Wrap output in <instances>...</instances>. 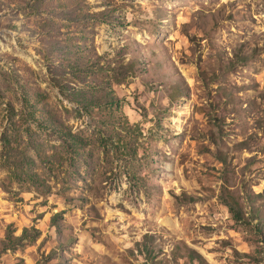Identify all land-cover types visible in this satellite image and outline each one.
I'll return each instance as SVG.
<instances>
[{"label": "rangeland", "instance_id": "1", "mask_svg": "<svg viewBox=\"0 0 264 264\" xmlns=\"http://www.w3.org/2000/svg\"><path fill=\"white\" fill-rule=\"evenodd\" d=\"M187 248L264 264V0H0V264Z\"/></svg>", "mask_w": 264, "mask_h": 264}, {"label": "trees", "instance_id": "2", "mask_svg": "<svg viewBox=\"0 0 264 264\" xmlns=\"http://www.w3.org/2000/svg\"><path fill=\"white\" fill-rule=\"evenodd\" d=\"M177 248L179 249L180 246H177ZM148 250V248L146 249ZM187 256L189 257V259H191L192 261H197V264H209L199 253H197L195 250L193 249H188L187 248ZM175 259H178V257L175 254Z\"/></svg>", "mask_w": 264, "mask_h": 264}]
</instances>
